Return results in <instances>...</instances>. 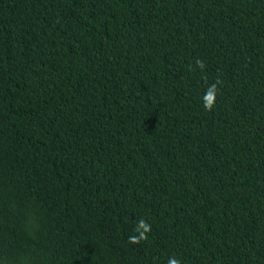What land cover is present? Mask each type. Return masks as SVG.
Returning <instances> with one entry per match:
<instances>
[{
  "label": "trees",
  "instance_id": "obj_1",
  "mask_svg": "<svg viewBox=\"0 0 264 264\" xmlns=\"http://www.w3.org/2000/svg\"><path fill=\"white\" fill-rule=\"evenodd\" d=\"M170 261L264 264V0H0V264Z\"/></svg>",
  "mask_w": 264,
  "mask_h": 264
},
{
  "label": "clouds",
  "instance_id": "obj_2",
  "mask_svg": "<svg viewBox=\"0 0 264 264\" xmlns=\"http://www.w3.org/2000/svg\"><path fill=\"white\" fill-rule=\"evenodd\" d=\"M211 96H212V92H211V90H210L209 93H208V95H207L206 98H205L206 101H207V100H210V99H211ZM169 264H175V261H170Z\"/></svg>",
  "mask_w": 264,
  "mask_h": 264
}]
</instances>
